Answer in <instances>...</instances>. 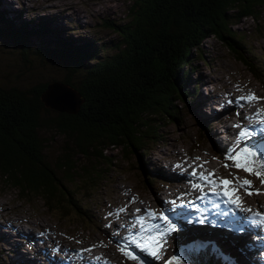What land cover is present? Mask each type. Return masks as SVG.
Segmentation results:
<instances>
[{
	"label": "rangeland",
	"instance_id": "374dc122",
	"mask_svg": "<svg viewBox=\"0 0 264 264\" xmlns=\"http://www.w3.org/2000/svg\"><path fill=\"white\" fill-rule=\"evenodd\" d=\"M134 1L0 0V10L12 18V21L16 24L26 22L29 26L36 27L38 23L46 22L50 28L58 29L64 37L74 39V41H92L96 47H104L100 50V54H111L115 52L117 48L115 46L120 43L121 37L107 21H112L115 24L128 22L130 20L131 5ZM259 11L261 12L257 20L243 17L240 21L231 24V27L234 35L240 36L243 41L242 43L247 44L249 47L248 51L251 52L250 58L256 56L255 61L260 63L263 72V80L261 82L256 80L244 64L234 57L233 53L227 49L226 44L221 39L216 36L204 38L200 49L197 53H192V56L189 58L190 79L185 84L187 89L185 93L187 94L173 103V115L176 117L172 118L167 115L158 116L161 121L159 122L161 135L156 138L154 143L146 145L151 147L148 150L137 149L136 153L132 154L126 152L122 154L121 148L117 146L109 145V148H104L102 154L109 157L112 160V164L110 166H102L101 158H97L96 161L92 162L96 170L105 169V173L103 174L105 178L99 182L98 188L90 193L91 199L87 197L88 193L81 191L79 180L70 183L67 179H64V183L74 193L73 197L76 199V202H79L81 207L85 206L88 208L86 209V213L93 222L82 220V214L67 205L69 203L66 194L60 198V204H65L64 211L62 213L49 211L44 206V201L41 197L33 195L24 196L18 192L17 188L8 185L0 177V203H2L0 204V210L10 212L5 217L0 215V236L4 233L8 234L6 235L7 243L6 241L3 242L2 238H0V264H52L50 260H47L46 255L38 256L35 254L37 252L33 253L36 244L27 248L24 244L15 246L21 242H17L14 236H9L11 226H17L21 229V226H24L26 223L29 227L33 225L31 230L26 229V231L36 236V241L40 244V249H42L38 248V250L46 253L49 252L50 257L48 256V258L54 257L56 260H61L57 257V253H60L58 249L62 246L67 247L71 245L70 250H77L80 246L88 247L89 245H95V248L91 247L92 250L95 249L93 253H98L102 260L106 255L111 256L112 260L110 262L103 261L106 264H136L135 261L125 258L120 252L116 251V248L123 246L122 243L104 236V230L105 228L108 229V232H110V229L114 230V232L119 233L122 237L124 233L123 227L116 230L117 224L121 222V219L117 218V215L120 214V208H123L127 203L137 202L131 206L129 212L133 215H139L140 212L148 209L146 204L154 203L153 194L160 201L165 197L164 194L158 193L160 190L158 185L160 183L165 185V182L169 178L165 174H179L177 173V167L172 169H169L171 167H166V160H175L180 155L181 159L189 162L190 156L197 154L200 157V162L196 161L195 164L198 165L204 162L201 160L202 156L209 157L208 155H202L199 148L209 151L210 154L214 155L220 152H227L223 149V143L218 140L219 134L215 133V130H220V124L218 123H222L223 121L221 120L229 115L228 113L235 116L237 111L235 107H232V102L226 98V95H219L223 93L220 91V87L223 89H227L228 87L240 88L239 92L242 95L252 92L247 91L251 88L264 98V8ZM52 44L53 42H50L46 36L29 37L26 42L15 41L10 37H0V86L28 89L38 83L61 81L63 74L66 73V66L62 64L60 66L56 61L49 60L37 50L39 47L42 49L50 48ZM184 68L186 69L187 66ZM191 88L194 90H191ZM214 95H219L220 99L215 100ZM224 99L226 101L222 103ZM209 100L210 103L215 100L212 105L220 103L224 108L226 105L230 106V112L224 109L225 112L220 113L212 109L211 105L206 104ZM175 104L176 108H174ZM243 107L244 111L247 112V107L241 106V108ZM56 113L54 110L43 112L41 122H50V119ZM219 133L222 132L219 131ZM230 133H232V137L235 134L232 129ZM254 133L260 134L261 132L255 130ZM224 136L222 137L224 138ZM40 137L41 140H44L45 144V148L43 145L44 149L42 150L43 157L48 160L47 162L58 173H61L57 168L58 156L63 154L65 147L70 148L73 146L75 141L74 136H67L57 131L51 125H43L40 130ZM224 144L228 148L230 147L229 143ZM255 144L256 139L251 141L242 140L239 145H235H246L250 150L254 151ZM215 150L220 152H216ZM257 150L264 157V151H261L259 147H257ZM67 151H69L70 157L75 160L78 167L85 166L86 159L83 156L78 154L74 157L77 150ZM206 161L204 170H207V166H209L208 171L221 169L223 173L225 172L224 174L227 173L228 168L226 171L224 166H220L219 159H214L213 157ZM228 163L231 164V161H228ZM76 164L74 163L75 166ZM197 170L199 171L200 169ZM182 175L188 177L189 171L182 170ZM249 176L256 181L255 176ZM221 177H226V175ZM256 182H258V185H261L259 180ZM184 185L185 181L181 179V187ZM204 191H208L207 185H204ZM209 194L210 200L214 197H219L217 195L214 196L215 194L211 192ZM189 197V201H192L191 204H193L192 212L195 214L193 218L199 219L201 212L194 211L193 193H190ZM253 197H256V195H253ZM248 200L249 196H246V204L243 207L248 205ZM4 203L5 205H3ZM220 203L221 201L217 200L212 205L218 204L219 207ZM167 206L169 208V204ZM137 208L141 209L139 213L135 211ZM174 209L179 211L176 207ZM221 209H218L216 212H220ZM229 209L230 211L235 209L234 213L237 212L240 215V212H243L235 206ZM166 214L171 220L170 222H173L174 215L170 214L169 210ZM186 214L188 215V212ZM179 215H181V211H179ZM185 222L186 220L181 221L179 217L176 222L174 221L177 229L175 232L170 233L166 241L161 239L164 246L157 257H152L147 250H143L142 252L145 255H141V259L147 262V264H160L161 261L164 262L170 256L167 251L169 247H174L173 251H177L179 248L187 246V241L191 237H195L193 236L195 232H190L189 230L182 231L179 224L184 225ZM224 222L221 219L218 222L216 221V224L224 229ZM29 223H31V226ZM159 225L167 227L166 223ZM201 226L204 225L201 224ZM213 226L215 227V221ZM195 227L198 230L199 228L201 229L199 225H195ZM161 229L164 231L165 228L161 227ZM41 232L46 233L44 237L41 235ZM196 232L205 241L214 242L216 248L219 249L218 251L225 257L234 260L235 264L251 263L249 261L251 253L241 254V251L243 252L242 247H237L239 249L233 247L237 245L236 242H221L220 239L224 236L218 233L204 234V231L203 233L200 231ZM234 235L237 237L236 232ZM39 237L40 240L46 242L41 244ZM12 239H15V241H12ZM8 241L12 245L14 244V247ZM123 241L129 242L127 239ZM52 244L54 245L50 246ZM27 249L32 253H25L24 251ZM28 253L31 258H29ZM191 253L192 251L189 255ZM84 254L87 258H90L87 252ZM174 254L179 256L178 253H173L172 255ZM181 258H183L182 255ZM251 259L252 262H256L253 257ZM61 262L63 263V260ZM104 263L101 262L100 264Z\"/></svg>",
	"mask_w": 264,
	"mask_h": 264
},
{
	"label": "trees",
	"instance_id": "16d2710c",
	"mask_svg": "<svg viewBox=\"0 0 264 264\" xmlns=\"http://www.w3.org/2000/svg\"><path fill=\"white\" fill-rule=\"evenodd\" d=\"M263 8L264 0H135L128 22L107 21L121 37L111 54H100L104 47L98 48L92 41L64 37L46 22L36 27L16 24L0 10V37L20 42L48 37L53 44L47 49L39 47L38 52L66 66L61 82L75 88L83 100L75 114L57 112L50 122H41L42 113L52 110L40 100L46 83L28 89L0 86V177L24 196L41 197L49 211L62 213L65 204H60V198L66 194L67 205L82 214V220L93 222L86 213L88 208L76 202L64 179L70 183L79 180L81 191L91 199L90 193L105 178V169L96 170L92 162L101 158L102 166L112 164L102 154L104 148L117 146L122 154H132L151 147L146 145L161 135L158 116L176 117L173 103L187 94L189 58L204 38L221 39L261 82L260 63L256 56L250 58L249 47L234 35L231 24L243 17L257 20ZM43 125L75 138L73 146L65 147L58 156L61 173L43 157ZM66 149L77 150L74 157L83 156L85 166L78 167ZM181 253L182 264H235L212 244L209 248H184Z\"/></svg>",
	"mask_w": 264,
	"mask_h": 264
},
{
	"label": "bare ground",
	"instance_id": "6f19581e",
	"mask_svg": "<svg viewBox=\"0 0 264 264\" xmlns=\"http://www.w3.org/2000/svg\"><path fill=\"white\" fill-rule=\"evenodd\" d=\"M239 90H240V88L228 87L227 89H224L223 93L219 94V95H222V96L226 95V98L230 99V101L232 102L231 103L232 107L233 108L235 107V110L237 111V113H239V115L236 114L235 116H233L232 114L230 115V113H228L229 115L226 117V119L223 118L221 120L223 122L222 123H220V122L218 123V124H220V130H215V133L217 132L219 134L218 135L219 136L218 140L223 143V149H225L226 151L228 149V146L225 145L224 143H229L230 147H233V146H235V144H237L238 129L235 127L236 124H240L241 127H250L252 129L256 130L257 132H263V128L259 124V122H258V120H257V118L255 116V111H256V109H264V104H258V105L255 104V103L254 104H247V103H245L243 101L237 103L236 102V97H238L237 94H238ZM247 91L248 92L249 91L255 92L251 88L248 89ZM219 95H214L213 96V97H215V100H219L220 99L218 97ZM214 101H212L210 103V100H209V101L206 102V104L207 105H211V108H212L214 106V105H212V103ZM225 101L226 100L224 99V101L222 103H224ZM241 106L247 107L246 108L247 112H245L244 111V107L241 108ZM224 109H226L228 112H230L229 111L230 110V106L226 105ZM242 111L245 112V113H243ZM246 117H247V119H246ZM229 120H231L233 122V124H234L233 127H229V125H227V122ZM231 129L235 132L233 137L231 135L232 133H230ZM219 131L222 132V133H219ZM223 135H225L224 138L222 137ZM239 144H240V141H239ZM199 150H200V153L202 155H208L209 156L208 158L202 156V159H201L202 161H206V160L214 157V154H210L209 151H204L202 148H199ZM224 153H226V152H224ZM195 157H198L197 154L191 155L189 162H186L183 159H181L180 155H178V157H176L175 160H172V161H170L169 159L166 160V167H171L169 169H172L174 167L176 168L177 165H179V167H177V169H178L177 173H179V174H176V175L169 174V173H167L168 175L165 174V176H167V178L169 177L168 180L165 182V185H163L161 183L158 185V188L160 190H162V191L159 190L158 193L164 194L165 195V199H161V201H160L155 196V194H153L154 203L153 204H146V205L149 208H151V210H153L155 212H160V211L165 210L164 214L167 215L166 214L168 212V210H167L168 206L167 205L172 200H177V205L176 206L182 207V205L179 204V199H183L185 201H188V198H190L189 197L190 193H193V195H194L193 198L194 199H192V200H193V203L195 204V210L194 211L201 212V216L199 217V219H194L193 216H192V219L197 224H200V223H198V221H200V220H204L205 223L203 224L204 226H202V228L200 230H198L194 225H189L188 230L190 232L200 231L202 233L204 231V234H210V233L221 234V235L224 236L223 238L220 239L221 242H223V241L224 242H228L229 241V242H233V243L236 242L237 245H235L233 247H236V249H239L237 247L240 246V247L243 248L242 250L244 252L243 253L241 251V254L251 253L249 255V256H251L252 254L256 253L260 249V247H257V246H254V245L250 244V235H251V233H249V232H246L245 234L242 233L241 234L242 235L241 238L236 239V237L234 235L236 227L232 226L234 224L232 222L233 218L230 215V213H228V209H225L229 205L223 203L224 197L223 196L214 197V198H212L210 200L209 199L210 194H209L208 191H203V194H201V191L199 189H193L191 187L192 183H200V184L204 185L203 181H199L197 177H193V176L190 175L191 166H193V160H194ZM207 167L209 169V166H207ZM182 169L185 170V171H189V176L188 177H184L182 175ZM208 169L206 171H208ZM228 171H229V173H232V174L240 177L241 179L247 178V179L251 180L253 182V187L255 189H260L261 190L262 194L256 195V197H253V195H246L243 192V190H241L239 192V195L243 199V204H246L245 203L246 196H249V200L247 201V204H248L247 206L249 208H252L253 204H257L256 207L264 212V187L262 185H258V182L253 180L249 175H245L240 170H237L234 167L228 168ZM168 172H169V170H168ZM215 173H216L217 176L221 177V176L224 175L225 172L223 173V170L217 169L215 171ZM229 173L228 172L226 173V175L228 177H229ZM181 179H184V181H185V185L182 186V187H181ZM185 193H187V195H182V194H185ZM214 196H216V195H214ZM217 200L221 201V203L219 204L218 208H215L212 204H213V202H215ZM200 201H203V202H200ZM5 203L3 205H5ZM0 204H2V203H0ZM184 205L187 207L186 210H187L188 214H191V212H192L191 208L188 207V205H186V203ZM230 206L232 207L234 205H230ZM220 208H222L221 211L220 212H216L218 209L220 210ZM143 212H145V210ZM176 212H177L176 210L175 211L169 210V213L174 215L173 216V220L175 222H176V220H178V216H177ZM224 213H227V215H222ZM8 214H10L9 211L0 210V215L2 217H5ZM143 215L146 216L147 214H143ZM135 217L136 216H133V215L129 214V215H127L125 221L121 222L120 225H117L116 230H117V228L120 229V227H123V229H124V233H123L122 237H121V235L119 233L118 234H117V232L115 233L114 230L112 231L110 229V232H108V229H106V228L104 230V233H105L104 236H109V237H111V238H113L115 240H119V241H123V240L127 239V240H129L128 243H131L133 240L131 239L130 231L138 232V226L136 224H134ZM221 219L228 221L225 224L224 229H222L219 225L216 224V221L218 222ZM169 221H171V220L169 219ZM174 221L172 223H174ZM214 221H215V227L213 226ZM163 223H165V222L161 221L159 219H155V220L152 221V224H163ZM186 223H188V221H186L185 224ZM30 224L31 223H29V225ZM133 225H135V226L133 227ZM179 225H181V224H179ZM161 227L162 228L163 227L166 228V226H160V228ZM158 230L159 229H154L152 231V233H158ZM44 231H46V230H44ZM9 233H10L9 236H14L15 239L17 240V242L18 241L21 242V243L15 245V246H19L20 244L21 245L22 244L25 245L24 238L27 241H32L33 244H36L35 251H33V253L37 252L35 254H37L38 256L46 255L47 260H50L52 264H90L91 263V258H87L85 256V254H84L85 252H81L80 251L81 249H86L87 246L86 247L80 246L77 250L76 249L75 250L74 249L70 250V248L72 247L71 245L67 246V247L62 246L61 248H59L58 250L61 251L65 255V257L63 259V263H62L61 262L62 259L61 260H56V258H54V257L53 258H48V256L50 257L49 252L46 253V252H41V251L38 250V248L40 249V244L37 243L36 236L34 234H32V233L24 234V231L22 229H19L17 226H11V229H10ZM44 234H46V233L45 232H41V235L43 237H44ZM6 235H8V234L4 233L3 235L0 236V238H2L3 242L6 241V239H7ZM15 239H12V241H15ZM39 242L42 244L43 242H46V241L40 240V237H39ZM6 243H7V241H6ZM53 245L54 244H52L50 246H53ZM12 246L14 247V244ZM91 247H92V245H89L87 248H91ZM225 247H227V246H225ZM20 248H21V246H20ZM216 249L219 250L218 248H216ZM40 250H42V249H40ZM218 252H220V251H218ZM96 256H97V254H96ZM111 260H112L111 256L110 255H106V256H104L103 260L100 259L95 264H97L98 262H99V264L101 262L104 263L103 261L110 262ZM249 261L251 263H249ZM249 261H248L249 264H253L251 260H249ZM104 264H106V263H104ZM113 264H115V263H113Z\"/></svg>",
	"mask_w": 264,
	"mask_h": 264
},
{
	"label": "snow or ice",
	"instance_id": "6c2138e0",
	"mask_svg": "<svg viewBox=\"0 0 264 264\" xmlns=\"http://www.w3.org/2000/svg\"><path fill=\"white\" fill-rule=\"evenodd\" d=\"M264 99L262 97H258L255 93L249 92L247 95H242L236 97V102L239 103L241 101L247 104H254L255 102ZM239 115V113H237ZM255 116L259 122V124L264 127V109H256ZM247 119V117H246ZM235 127L238 129L237 134V145L239 141L248 140L254 135V129L250 127H241L240 124H236ZM257 153L250 150V148L246 145L244 146H233L227 149L225 160L231 161V164L225 163V168L234 167L237 170H242L248 175L255 176L259 179L262 186H264V167H261V164L255 159ZM215 159V157H214ZM200 157H195L193 160V166H191L190 175L193 177H197L199 181H203L204 185L208 186V191L217 195L223 196V203L228 205H234L236 208L241 211L251 213L252 222L264 226V212L261 211H253L251 208L243 207V199L239 195V192L243 190L246 195H260L261 190L255 189L253 187V182L247 178L241 179L240 177L229 173V177H219L216 175L215 170L206 171L204 170V165L207 161H204L202 164H195V161H199ZM179 167V165H177ZM197 169H200L199 171ZM183 170V169H182ZM204 185L200 183H192L191 187L193 189H199L201 194L204 191ZM187 195V193L182 194ZM173 205H177V200H172L170 202ZM185 203L191 204L192 201H185L183 199H179V204L184 205ZM214 207H218V205H214ZM124 208H120L119 212H124ZM137 213L141 211V209L137 208L135 210ZM147 216L151 217L153 220L157 218V213L151 209H147ZM222 215H227L224 213ZM161 221H164L167 224V227L164 229L165 232H175L177 226L169 221V217L164 214V212L159 213L158 217ZM135 223L141 226V231L144 230L145 217L142 215H137L135 217ZM200 224H204V220L198 221ZM135 225H133L134 227ZM236 234H242L244 232V228L238 227L235 229ZM162 233L157 236H151L145 239L143 242L137 243V247L142 250H147L152 257H157L159 252L163 249V243L161 241ZM133 242H135L134 238ZM79 243V241H77ZM212 244L214 248L216 245L214 242H209ZM93 248L95 245L92 246ZM92 249H81V252H90ZM118 251L127 259L135 261L136 264H144L143 260L136 255L131 249H128L124 246H119ZM95 260H100V256L94 257ZM165 264H182L181 257L178 255H172L170 258H167Z\"/></svg>",
	"mask_w": 264,
	"mask_h": 264
},
{
	"label": "water",
	"instance_id": "95a60500",
	"mask_svg": "<svg viewBox=\"0 0 264 264\" xmlns=\"http://www.w3.org/2000/svg\"><path fill=\"white\" fill-rule=\"evenodd\" d=\"M40 100L46 108L67 114H75L83 101L75 88L61 81L46 83Z\"/></svg>",
	"mask_w": 264,
	"mask_h": 264
}]
</instances>
